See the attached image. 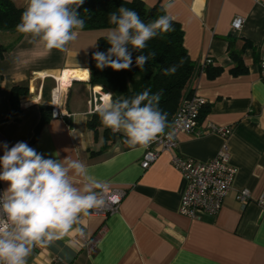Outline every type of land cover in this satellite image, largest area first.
<instances>
[{"label":"crops","instance_id":"0c3cea01","mask_svg":"<svg viewBox=\"0 0 264 264\" xmlns=\"http://www.w3.org/2000/svg\"><path fill=\"white\" fill-rule=\"evenodd\" d=\"M139 1L147 9L160 6L174 18L192 62L211 59L221 70L214 79L199 74L194 83L193 94L208 113L191 134L177 136L175 150L143 170L147 147L130 148L122 133L105 135L103 128L94 132L88 126L107 96L89 85V54L108 29L79 30L64 51H48L23 35L0 58V144L10 148L23 141L45 158L79 159L91 174L126 192L116 214L106 219L82 216L79 226L85 237L71 232L51 245L36 246L27 264H264V77L259 68L264 0H167L173 4L168 9L166 0ZM27 2L14 0L23 9ZM236 17L243 19L238 30L232 28ZM228 37L235 40L237 51L245 42L252 46L242 53L245 74L231 73L234 64L222 40ZM13 41L14 35L0 34L2 45ZM61 74L71 75L67 81L72 82L61 93L67 116L59 119L51 115L50 100ZM21 85L28 88V96L11 117L9 94ZM43 113L50 119L33 140ZM223 128L231 129L227 138L214 132ZM223 149L236 175L221 209L215 217L191 220L181 215L185 182L171 166V157L205 163ZM7 186L0 181L2 192ZM243 189L250 194L245 205L236 200Z\"/></svg>","mask_w":264,"mask_h":264},{"label":"clouds","instance_id":"9594fccd","mask_svg":"<svg viewBox=\"0 0 264 264\" xmlns=\"http://www.w3.org/2000/svg\"><path fill=\"white\" fill-rule=\"evenodd\" d=\"M83 3L84 0H28L15 30L30 37L29 43H39L48 51H64L84 27L78 12ZM164 7L168 9L173 4L166 0ZM173 19L165 14L145 23L136 11L124 6L109 13L112 27L104 39L111 47L107 52L93 53L96 67L129 70L133 63L129 46L143 53L148 41L173 30ZM235 26L239 28V22ZM155 55H138L135 64L145 70V64ZM182 64L183 59L179 65L164 68L163 74H175ZM112 96L108 93L96 112L106 128L123 134V143L128 147L146 148L166 134L168 114L159 107L162 90L151 93L146 89L131 98ZM167 136L172 139L171 132ZM0 148V181L8 184L0 193V264H27L34 247L51 245L71 232L85 237L79 226L82 216L108 201L119 200L118 195L110 194L108 183L91 174L79 159L45 158L23 141L10 148L3 143Z\"/></svg>","mask_w":264,"mask_h":264},{"label":"trees","instance_id":"16d2710c","mask_svg":"<svg viewBox=\"0 0 264 264\" xmlns=\"http://www.w3.org/2000/svg\"><path fill=\"white\" fill-rule=\"evenodd\" d=\"M121 6L136 11L145 23L154 21L158 17L165 15L162 7L154 6L151 9H147L139 0H132L130 3L123 0H84V3L78 9L80 18L85 22L81 30L93 31L109 29L112 27L109 23V13L116 12ZM24 10L23 8L17 7L14 0H0V34L3 36L9 34L14 35L12 44L4 46L0 43V58L23 36L15 29ZM172 28V31L148 41V46L143 50V53L133 51L131 46H129L133 60L129 70L115 71L110 67H105L101 70L96 67L93 53L97 51L107 52L111 47L106 39H99L96 51L89 54V85L105 94H113V99L121 97L131 98L146 89H150L151 93L162 90L159 107L163 112L168 114L167 119L170 127L180 103L193 95L195 80L202 70L199 64L190 60L183 46V32L181 31L180 25L172 21ZM222 40L227 43L228 56L234 64L231 73L233 75L245 74L246 69L243 66L242 53L245 49L252 48V46L245 42L242 48L237 51L234 49V39L228 37ZM149 52H155L156 55L154 58H150L145 64V70H140L135 64V59L138 55H147ZM181 59H183V64L178 67L175 74L168 76L163 74L164 68L179 65ZM202 72L207 78L214 79L221 73V70L214 68L213 62L210 61L209 64L203 67ZM1 80L2 78L0 76V82ZM27 96L28 88L26 86H15L11 89L9 94L11 110L9 115L11 117H15L19 113V101ZM207 113L208 109L201 107L199 120H202ZM49 119L50 115L43 113L39 124L34 130L33 140ZM88 126L94 132L99 128H103L105 135L111 134V129L106 128L101 123L98 113L93 114Z\"/></svg>","mask_w":264,"mask_h":264},{"label":"built area","instance_id":"2783aa9c","mask_svg":"<svg viewBox=\"0 0 264 264\" xmlns=\"http://www.w3.org/2000/svg\"><path fill=\"white\" fill-rule=\"evenodd\" d=\"M239 22L240 27L235 25ZM243 26V19L236 17L232 23V28L238 30ZM210 59L200 63L201 69L210 63ZM260 73L264 77V48H262V56L260 59ZM202 70L200 74H202ZM61 93L63 91L58 87L51 92L50 109L54 118H65L67 116L63 109L61 101ZM202 100L195 94L184 99L174 114L170 127L165 131L166 134L160 136L156 141L152 142L147 148L141 159V168L147 170L161 154L170 153L177 147V136L179 134H191L198 125ZM172 133V139H168L167 133ZM222 138H227L230 128H223L214 131ZM171 166L179 172L185 182V191L180 201L178 212L191 219H198L202 215L215 217L222 207L224 199L231 191L232 184L236 175V170L229 164V153L223 149L211 161L201 163L189 158L180 156L171 157ZM110 194L119 196L116 203L108 201L105 206L98 210H92L90 215L93 217L107 218L116 214L119 210L121 202L126 194L125 190L112 188L109 186ZM0 193L2 190L0 189ZM236 200L245 205L250 200L249 191L240 190L236 194ZM264 203V201H260Z\"/></svg>","mask_w":264,"mask_h":264},{"label":"bare ground","instance_id":"6f19581e","mask_svg":"<svg viewBox=\"0 0 264 264\" xmlns=\"http://www.w3.org/2000/svg\"><path fill=\"white\" fill-rule=\"evenodd\" d=\"M60 80L62 81H58L55 80L58 83V87L62 90V91H66V89H68V86L71 84L72 81H67V80H71V75H67L66 77L64 74H61V78ZM65 80V81H64Z\"/></svg>","mask_w":264,"mask_h":264}]
</instances>
